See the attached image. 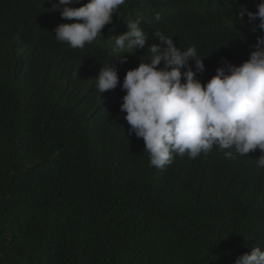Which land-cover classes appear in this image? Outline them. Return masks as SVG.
I'll use <instances>...</instances> for the list:
<instances>
[{
	"label": "trees",
	"instance_id": "obj_1",
	"mask_svg": "<svg viewBox=\"0 0 264 264\" xmlns=\"http://www.w3.org/2000/svg\"><path fill=\"white\" fill-rule=\"evenodd\" d=\"M37 1L0 0V264H230L232 253L253 247L256 240L246 239L264 232L261 151L227 160L230 150L214 145L204 173L187 153L173 154L160 169L150 165L143 139L128 135L114 104L98 107L101 127L89 130L49 47L54 29L75 21L61 19L56 0H47L46 10ZM208 1L226 8L216 17L240 40L227 50L215 35L213 61L197 74L202 82L224 57L235 65L247 60L262 34L235 15L240 7L255 12L260 0ZM181 3L125 0L101 35L83 48L70 46L69 55L100 70L124 55L126 63L117 62L123 82L150 53L113 52L116 36L140 21L149 45L159 43L157 30L174 37ZM37 24L48 34L31 29ZM208 36L203 29L201 37ZM228 164L243 180L222 174Z\"/></svg>",
	"mask_w": 264,
	"mask_h": 264
},
{
	"label": "clouds",
	"instance_id": "obj_2",
	"mask_svg": "<svg viewBox=\"0 0 264 264\" xmlns=\"http://www.w3.org/2000/svg\"><path fill=\"white\" fill-rule=\"evenodd\" d=\"M37 2L46 10L47 0ZM78 3L79 7L71 6ZM124 3L125 0H87L86 3L56 0L52 4L61 19L75 21L59 24L54 29L53 39L49 36V47L51 53L59 57L64 92L81 107L87 128L99 130L98 107L114 104L118 118L125 115L128 135L143 139L152 166L163 169L172 163L173 154L182 157L187 153L204 173L212 160L210 150L215 145L230 150L224 152L227 160L236 159V154L244 156L259 149L262 155L256 159V167L263 169L264 0L256 5L255 12L244 7L235 12L242 24L247 16L246 23L252 32L262 33L251 46L249 58L239 65L222 58L215 75L207 82L198 79L197 74L205 71L204 63L213 61L211 44L215 35L216 41L227 50L235 48L236 40H240L221 18L216 17L217 12L226 8L215 1L182 0L180 28L172 38L155 31L153 36L159 43L149 45L147 35L139 27L140 21L129 22L127 30L116 36L113 52L129 53L130 49L147 48L150 59L127 70L123 82L118 75V64L126 63V56L100 70L95 66L91 69L69 55L73 52L71 47L83 48L101 35ZM28 20L30 17L19 22ZM39 24L31 29L47 33ZM203 29H209L207 38L201 37ZM190 64H194L195 71ZM228 167L229 172L222 174L243 180L242 175L232 171V165ZM250 239L256 240L255 245L232 253L230 264H264L263 230L246 240ZM233 256L237 258L234 260Z\"/></svg>",
	"mask_w": 264,
	"mask_h": 264
}]
</instances>
